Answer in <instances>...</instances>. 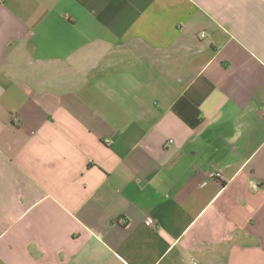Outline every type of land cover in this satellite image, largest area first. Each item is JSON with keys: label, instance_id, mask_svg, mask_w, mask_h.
Returning a JSON list of instances; mask_svg holds the SVG:
<instances>
[{"label": "crops", "instance_id": "obj_1", "mask_svg": "<svg viewBox=\"0 0 264 264\" xmlns=\"http://www.w3.org/2000/svg\"><path fill=\"white\" fill-rule=\"evenodd\" d=\"M0 264H264V0H0Z\"/></svg>", "mask_w": 264, "mask_h": 264}, {"label": "built area", "instance_id": "obj_2", "mask_svg": "<svg viewBox=\"0 0 264 264\" xmlns=\"http://www.w3.org/2000/svg\"><path fill=\"white\" fill-rule=\"evenodd\" d=\"M169 142H171V140H169ZM220 178H221V174L218 172V171H209L208 173H207V176H206V178H204L201 182H200V186H203V185H205L207 182H208V180H220Z\"/></svg>", "mask_w": 264, "mask_h": 264}]
</instances>
